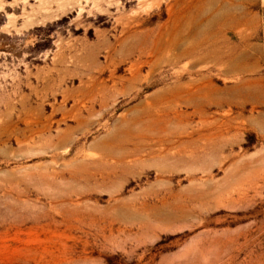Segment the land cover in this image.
Returning <instances> with one entry per match:
<instances>
[{
    "label": "rangeland",
    "instance_id": "374dc122",
    "mask_svg": "<svg viewBox=\"0 0 264 264\" xmlns=\"http://www.w3.org/2000/svg\"><path fill=\"white\" fill-rule=\"evenodd\" d=\"M0 264H264L260 0H0Z\"/></svg>",
    "mask_w": 264,
    "mask_h": 264
},
{
    "label": "bare ground",
    "instance_id": "6f19581e",
    "mask_svg": "<svg viewBox=\"0 0 264 264\" xmlns=\"http://www.w3.org/2000/svg\"><path fill=\"white\" fill-rule=\"evenodd\" d=\"M185 10V9H184ZM183 16V15H182ZM235 18V17H234ZM229 20V19H228ZM189 21H190V19H189ZM185 24H183V26H184ZM211 30V29H210ZM209 30V31H210ZM208 32V31H207ZM210 33V32H209ZM186 36V35H185ZM175 38V37H174ZM177 38V37H176ZM172 45L173 44H177V41H176V39H173L172 40V43H171ZM201 42H197L195 45H193L192 46V48H190V55H192V53L193 52H195V50H197V48H199L200 46H201ZM216 49V48H215ZM208 50V49H207ZM206 50V51H207ZM188 51V50H187ZM184 52V51H183ZM196 53V52H195ZM209 54V53H208ZM179 55V54H178ZM182 55V54H181ZM209 55H211V54H209ZM212 55H213V53H212ZM186 57V56H185ZM214 57L217 59V60H221L222 58H223V55H222V53H221V51L220 50H218L217 49V51H216V54L214 55ZM176 58V57H175ZM214 59V58H213ZM232 65L235 67V68H240L241 66L239 65V57H235L234 59H233V63H232ZM241 86V85H240ZM176 89H179V88H176ZM212 90H213V88H211ZM236 89H238V87L236 88ZM240 89V88H239ZM172 91H175V90H172ZM205 91V90H204ZM209 91V90H208ZM214 91V90H213ZM241 91V93H243V94H245L244 95V98H248V99H250V98H252L253 96H257V95H259L260 94V89L259 88H247V89H243V90H240ZM207 91H205V92H201V91H197L196 93H194V94H190V95H192L191 97H190V99H199V98H204L205 100H209V101H211L212 99H210L209 98V95H208V93H206ZM209 92H211V91H209ZM216 92V91H215ZM237 92V91H236ZM210 94V93H209ZM211 95V94H210ZM174 97V96H173ZM211 97V96H210ZM243 97V96H242ZM177 98V97H176ZM233 98V97H232ZM175 99V98H174ZM174 99H171V100H174ZM224 99V98H223ZM226 99H227V97H226ZM150 125H152V124H148L147 125V127H146V130H145V133H147L145 136H149V137H151V133H150V131H151V129H150ZM114 135V134H113ZM120 136V135H119ZM115 138V137H114ZM138 138V137H137ZM140 138V137H139ZM138 138V139H139ZM123 139V138H122ZM141 139H143L142 137H141ZM166 139V138H165ZM120 141H122V140H120ZM126 141V140H125ZM141 141H143V140H141ZM122 143H123V141H122ZM169 143V142H168ZM162 152V151H161Z\"/></svg>",
    "mask_w": 264,
    "mask_h": 264
},
{
    "label": "crops",
    "instance_id": "0c3cea01",
    "mask_svg": "<svg viewBox=\"0 0 264 264\" xmlns=\"http://www.w3.org/2000/svg\"><path fill=\"white\" fill-rule=\"evenodd\" d=\"M261 1V5H262V9H263V17H264V0H260Z\"/></svg>",
    "mask_w": 264,
    "mask_h": 264
}]
</instances>
